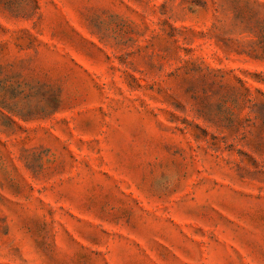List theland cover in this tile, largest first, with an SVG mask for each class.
<instances>
[{
  "label": "rangeland",
  "instance_id": "374dc122",
  "mask_svg": "<svg viewBox=\"0 0 264 264\" xmlns=\"http://www.w3.org/2000/svg\"><path fill=\"white\" fill-rule=\"evenodd\" d=\"M0 264H264V0H0Z\"/></svg>",
  "mask_w": 264,
  "mask_h": 264
}]
</instances>
